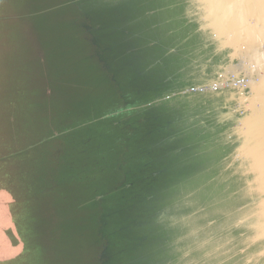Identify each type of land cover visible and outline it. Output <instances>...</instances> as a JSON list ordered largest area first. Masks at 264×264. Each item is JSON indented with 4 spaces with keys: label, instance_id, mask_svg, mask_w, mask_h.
I'll use <instances>...</instances> for the list:
<instances>
[{
    "label": "water",
    "instance_id": "1",
    "mask_svg": "<svg viewBox=\"0 0 264 264\" xmlns=\"http://www.w3.org/2000/svg\"><path fill=\"white\" fill-rule=\"evenodd\" d=\"M13 20L0 264H264V0H0L1 57Z\"/></svg>",
    "mask_w": 264,
    "mask_h": 264
},
{
    "label": "rangeland",
    "instance_id": "2",
    "mask_svg": "<svg viewBox=\"0 0 264 264\" xmlns=\"http://www.w3.org/2000/svg\"><path fill=\"white\" fill-rule=\"evenodd\" d=\"M24 0H17L18 5L22 6ZM4 23V22H3ZM3 23H0L2 25ZM11 28L10 31L6 34V37L9 41L7 52L4 56H0V79L4 78V74H11L12 83H16L17 80L20 78L18 73L21 74L25 78H29V73L26 68L29 65V69L33 67L36 63V55L31 53L32 46L29 40V37L25 36L24 26L26 25L25 22L22 21H11ZM58 30V29H56ZM57 32L62 33V29L58 30ZM58 63H62L63 60H57ZM57 69V63H56ZM31 71V70H30ZM33 78V77H32ZM31 82V78L25 79L22 83L23 87H26ZM2 95L4 99L7 100V96H14V94L9 93L7 91L3 92ZM17 117V121H18ZM7 125L4 126L6 128ZM3 128V129H4ZM11 130L9 129H6ZM46 219V218H45ZM45 224L42 222V225ZM37 238L36 242L34 241L31 245L32 256L36 264H59L58 261L54 257L49 254V245L47 243V238L45 236L48 235V231L45 227H39L37 231ZM44 236V237H43ZM32 260L31 264H34Z\"/></svg>",
    "mask_w": 264,
    "mask_h": 264
}]
</instances>
